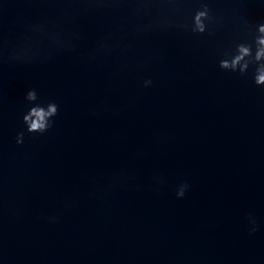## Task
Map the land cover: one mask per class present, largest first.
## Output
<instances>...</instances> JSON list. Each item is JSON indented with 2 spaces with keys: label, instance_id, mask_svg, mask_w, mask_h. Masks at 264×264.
<instances>
[{
  "label": "water",
  "instance_id": "water-1",
  "mask_svg": "<svg viewBox=\"0 0 264 264\" xmlns=\"http://www.w3.org/2000/svg\"><path fill=\"white\" fill-rule=\"evenodd\" d=\"M201 3L230 25L192 33ZM260 19L264 0H0V264H264V86L217 63ZM29 88L59 110L17 144Z\"/></svg>",
  "mask_w": 264,
  "mask_h": 264
},
{
  "label": "clouds",
  "instance_id": "clouds-1",
  "mask_svg": "<svg viewBox=\"0 0 264 264\" xmlns=\"http://www.w3.org/2000/svg\"><path fill=\"white\" fill-rule=\"evenodd\" d=\"M243 24V30L249 33L248 37H232L221 43L217 50L218 66L225 71L250 76L252 83L264 86V19L255 23L254 30L247 27L246 21ZM229 25L230 22L223 17L214 16L207 3H201L192 13L190 31L197 34H214ZM24 99L28 103L22 114L23 127L15 136L17 144L24 142L26 133L43 134L52 128L54 117L59 110L55 100L37 102L35 88L27 89ZM188 187V182H183L176 196L183 197ZM256 228L257 225L254 223L249 232L256 231Z\"/></svg>",
  "mask_w": 264,
  "mask_h": 264
}]
</instances>
